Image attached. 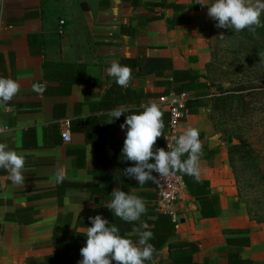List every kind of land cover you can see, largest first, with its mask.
<instances>
[{
  "label": "crops",
  "instance_id": "crops-1",
  "mask_svg": "<svg viewBox=\"0 0 264 264\" xmlns=\"http://www.w3.org/2000/svg\"><path fill=\"white\" fill-rule=\"evenodd\" d=\"M107 1L108 6L98 8L93 20L77 0H0V77L14 79L21 86L10 102H0V124L9 127L0 134V143L25 157L23 185L13 184L8 172L0 169V264L41 259L64 240L53 243L55 227L65 237L86 233L91 227L89 217L96 215L115 224L121 236L143 223L154 234L152 244L163 234L155 224L161 212L154 181L140 186L123 175L134 163L121 155L126 129L120 125L127 115L138 114L143 105L153 102L163 112L164 127L168 123L160 97L172 72L204 73L210 4L208 0H167L186 4L184 14L190 17L189 23L169 29L166 18L172 15L171 9L149 10L133 6L132 0ZM159 14L164 18L148 19ZM121 59L136 60L134 65L120 63L132 70L124 88L106 72L112 61ZM34 83L46 85L42 95L32 90ZM204 92L185 94L187 99H204ZM117 108L126 111L107 123L108 112ZM189 126L199 129L204 147L199 179L209 183L210 192L202 203L206 212L215 215L203 217L199 203L186 193L180 205L181 220L164 244H168L169 256L151 263H169V243L188 242L197 247L192 257L198 264L205 260L227 264L228 253L235 258L230 264H264V223L252 220L238 202L225 141L203 105L187 115L178 136ZM66 130L69 141L61 137ZM213 136L220 142L209 147ZM163 137L166 140V132L155 148H163ZM60 167L66 179L57 191L54 178ZM65 182L78 186L64 188ZM116 188L144 200L147 211L139 221L127 223L105 207ZM130 238L138 241V236Z\"/></svg>",
  "mask_w": 264,
  "mask_h": 264
},
{
  "label": "clouds",
  "instance_id": "clouds-1",
  "mask_svg": "<svg viewBox=\"0 0 264 264\" xmlns=\"http://www.w3.org/2000/svg\"><path fill=\"white\" fill-rule=\"evenodd\" d=\"M262 14L264 0H214V3L208 6V16L218 22L216 27L230 28L237 32L245 29L255 31L258 27H264ZM106 72L114 77L115 82L122 88L127 87L131 81V68L122 66L118 61H112ZM20 87L18 81L0 77V102H10L18 95ZM32 90L42 95L46 85L34 83ZM142 107L143 111L127 115L125 122L120 125L121 129H126L121 155L124 160L134 163V166L123 170V175L134 179L140 186L155 181L157 176L167 177L173 172L192 176L198 181L203 156L199 129L191 126L186 128L178 136L171 150L155 148L157 139L163 136V112L155 102ZM125 111L123 108L110 110L107 123H113ZM24 167L25 157L10 149L6 143H0V169L8 172L13 184L25 183ZM54 179L57 184L66 179L64 167L57 169ZM100 187H103V184ZM111 197L105 207L111 210L115 217L127 223L139 221L147 211L144 200L135 194L116 188ZM89 221L91 227L87 228L86 243L80 249L82 259L78 264H113V261L115 264H145L146 261H152L155 248L149 241L153 239L154 234L147 223L133 227L126 236H121L119 228L110 224L102 215L89 217ZM132 236H138V241L134 243L130 238Z\"/></svg>",
  "mask_w": 264,
  "mask_h": 264
},
{
  "label": "rangeland",
  "instance_id": "rangeland-1",
  "mask_svg": "<svg viewBox=\"0 0 264 264\" xmlns=\"http://www.w3.org/2000/svg\"><path fill=\"white\" fill-rule=\"evenodd\" d=\"M213 3L214 0H208L210 6ZM207 19L209 49L202 72L209 89L203 106L219 135L223 131L227 133L225 138L228 134L240 135L251 146V153H232L229 175L238 202L254 220L264 214V94L251 92L243 102L235 97L233 89L240 84H262L261 90L264 89V43L258 41L255 47L248 40V35L257 38L254 31L218 28V22L208 14ZM218 97L224 99L215 100ZM238 142L234 138L233 143ZM225 145L228 149L229 143L225 141Z\"/></svg>",
  "mask_w": 264,
  "mask_h": 264
},
{
  "label": "trees",
  "instance_id": "trees-1",
  "mask_svg": "<svg viewBox=\"0 0 264 264\" xmlns=\"http://www.w3.org/2000/svg\"><path fill=\"white\" fill-rule=\"evenodd\" d=\"M133 6H143L147 9H152L155 7H161V8H167L171 9L173 11L172 15L168 18H166L167 26L169 29H172L178 25L187 24L190 22V17L186 14H184V10L187 8L186 4L183 3H177V2H168L167 0H160L157 2H141L140 0H132L131 1ZM108 6L107 0H99L98 8L100 10L105 9ZM164 18L162 14L159 15H152L148 19L155 20V19H161ZM261 21L264 23V14L261 15ZM243 31L248 32V29H245ZM252 32V31H251ZM257 38L253 39V36L248 35L249 43H254V46H257V42L264 43V27H258L254 31ZM249 34V33H248ZM119 63H125L129 65H134L136 63V60L134 59H121ZM201 79L203 81H201ZM264 79V76L262 77ZM173 83H178V86H172ZM166 87L161 96L168 95L169 93H185L192 90H204V94L202 95L203 98H205L208 94L209 84L206 81L205 73L198 72L196 70H174L172 72L171 80L169 81V84L166 85ZM263 87L262 84H240L234 87V95L238 98L239 101L244 102L245 96H250L251 92H254V94L260 93L264 94V89L261 90ZM257 88H259L261 92H257ZM252 89L251 91H249ZM246 91V92H244ZM224 99V97H218L215 100H221ZM204 99L194 98V99H187L185 103V107L187 109L188 114H194L197 112L198 108L203 105ZM246 102V101H245ZM213 105V103H212ZM164 114H167L168 116V123L164 127L163 136L165 132L167 133L170 117L168 111L164 112ZM215 131L218 133L219 130L214 128ZM226 132L223 131L221 134H225ZM227 134V133H226ZM225 134V135H226ZM223 135H220L223 141H226L229 143V148L227 149V158L229 165L233 168V159H232V153H251L252 149L250 144L246 141V139H243L240 137V135L233 136L231 134H228L227 138H225ZM200 138V136H199ZM237 139L238 143H233V140ZM163 148L165 150H171V148L166 146V140L165 137H163ZM204 150V147H203ZM186 157H182V159H185ZM205 156L203 155L201 159H204ZM177 173L183 180L187 193L192 196L198 203H199V210L203 217H211L214 216L215 213L212 212H206L205 206L202 203L203 200L206 199L204 196L210 192L209 183L204 180H196L192 176L175 172ZM62 184H57L56 189L57 191L60 189V186ZM78 186L77 183H71V182H65V187H73ZM63 186V185H62ZM203 199V200H202ZM60 204V202H59ZM208 209V208H207ZM250 215V212H248ZM256 222L264 223V214H259L255 216L254 219ZM58 222V217L56 220V224ZM157 229L162 231V236L159 237V240L153 244L155 251L159 250L164 246L165 243L168 242L169 237L173 235L175 230L176 223L172 220V218L169 215H166L164 213H160V219H158L156 222ZM66 233L58 231L55 227L52 235V241L55 245L58 244L59 241L62 239L63 242L60 247L56 246L55 251L43 256L41 259L38 260H32L29 262V264H78V261L82 259V256L80 254V249L85 246L86 243V233L84 232H75L71 234L68 237H65ZM120 234V233H119ZM64 236V238H63ZM152 239L149 241L150 243ZM169 247L171 249V256L169 257V263H163L159 262L157 264H198L193 261V254L196 252L197 247L193 243L188 242H170ZM235 258L230 257L228 253V263L234 261ZM113 264H115V261H113ZM145 264H152L151 262L146 261ZM201 264H211L208 261H204Z\"/></svg>",
  "mask_w": 264,
  "mask_h": 264
},
{
  "label": "built area",
  "instance_id": "built-area-1",
  "mask_svg": "<svg viewBox=\"0 0 264 264\" xmlns=\"http://www.w3.org/2000/svg\"><path fill=\"white\" fill-rule=\"evenodd\" d=\"M63 23V21H61ZM187 96L185 93H169L161 96L160 102L168 111L170 122L166 133V146H175L178 138V129L181 127L188 112L185 107ZM9 127L0 124V134L8 131ZM64 141H69L70 133L68 130L61 133ZM155 175H158L155 173ZM154 188L157 193L156 206L161 213L169 215L175 223L181 220L180 205L187 193L186 186L182 178L175 172L167 177L157 176L154 181Z\"/></svg>",
  "mask_w": 264,
  "mask_h": 264
},
{
  "label": "water",
  "instance_id": "water-1",
  "mask_svg": "<svg viewBox=\"0 0 264 264\" xmlns=\"http://www.w3.org/2000/svg\"><path fill=\"white\" fill-rule=\"evenodd\" d=\"M80 8L83 11L89 12L92 19L95 20L98 14V0H77ZM220 140L217 136H213L208 139V146L213 147L219 143ZM169 256L168 244H166L161 250L156 251L153 256V261L165 260Z\"/></svg>",
  "mask_w": 264,
  "mask_h": 264
}]
</instances>
